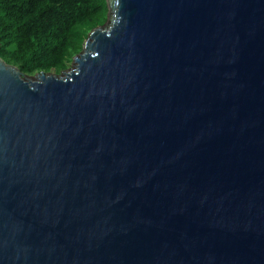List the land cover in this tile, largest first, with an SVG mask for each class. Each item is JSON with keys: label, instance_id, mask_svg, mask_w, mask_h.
<instances>
[{"label": "water", "instance_id": "obj_1", "mask_svg": "<svg viewBox=\"0 0 264 264\" xmlns=\"http://www.w3.org/2000/svg\"><path fill=\"white\" fill-rule=\"evenodd\" d=\"M107 2L75 68L0 56V264H264V0Z\"/></svg>", "mask_w": 264, "mask_h": 264}, {"label": "trees", "instance_id": "obj_2", "mask_svg": "<svg viewBox=\"0 0 264 264\" xmlns=\"http://www.w3.org/2000/svg\"><path fill=\"white\" fill-rule=\"evenodd\" d=\"M108 18L107 0H0V56L27 76L60 74Z\"/></svg>", "mask_w": 264, "mask_h": 264}, {"label": "rangeland", "instance_id": "obj_3", "mask_svg": "<svg viewBox=\"0 0 264 264\" xmlns=\"http://www.w3.org/2000/svg\"><path fill=\"white\" fill-rule=\"evenodd\" d=\"M106 23H107V22H106ZM103 25H104V24H103ZM92 30H93V29H92ZM92 30H91V31H92ZM91 31H90V32H91ZM90 32H89V33H90ZM75 65H76V64H74L73 61H72V63L70 64L69 69L75 68V67H76ZM52 73H53V72H52ZM28 77H29V78H32V79H35V75H34V76H31V77H30V76H27V78H28Z\"/></svg>", "mask_w": 264, "mask_h": 264}]
</instances>
